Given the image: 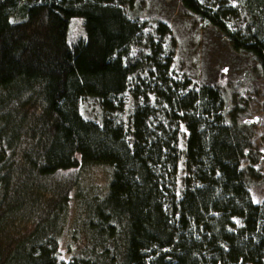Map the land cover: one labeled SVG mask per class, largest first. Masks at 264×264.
<instances>
[{
	"label": "trees",
	"instance_id": "obj_1",
	"mask_svg": "<svg viewBox=\"0 0 264 264\" xmlns=\"http://www.w3.org/2000/svg\"><path fill=\"white\" fill-rule=\"evenodd\" d=\"M151 1L0 0V264H264L245 85L174 74ZM180 3L264 78V0ZM95 166L112 180L81 200L69 227L89 240L69 261L58 239Z\"/></svg>",
	"mask_w": 264,
	"mask_h": 264
},
{
	"label": "rangeland",
	"instance_id": "obj_2",
	"mask_svg": "<svg viewBox=\"0 0 264 264\" xmlns=\"http://www.w3.org/2000/svg\"><path fill=\"white\" fill-rule=\"evenodd\" d=\"M152 20H166L172 29L176 41L174 74L179 78H189L194 84H201L216 77H224L233 82L245 85L244 99L247 102V120L256 125L255 144L264 150V78L256 70L257 62L248 54H237L232 50L231 42L222 33L183 10L180 0H152L149 5ZM82 115L91 120H100L102 111L94 99H86L81 103ZM264 174V162L260 167ZM112 180L110 169L95 166L84 176L81 189L86 198L81 199L77 190L72 195L70 217L59 238L58 252L69 261L82 255L84 243L88 242L85 234L81 238L74 235L70 228L78 210L82 209L81 200L86 202L89 196L105 195ZM255 204L264 203V183L251 190ZM102 199V198H99ZM84 211V210H83ZM79 214V220L88 218L87 213ZM82 218V219H81ZM72 227V225H71Z\"/></svg>",
	"mask_w": 264,
	"mask_h": 264
}]
</instances>
